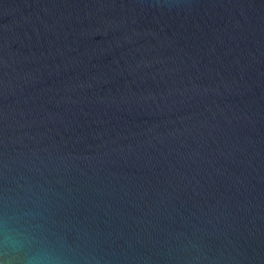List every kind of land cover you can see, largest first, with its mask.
Returning <instances> with one entry per match:
<instances>
[{"label": "water", "instance_id": "95a60500", "mask_svg": "<svg viewBox=\"0 0 264 264\" xmlns=\"http://www.w3.org/2000/svg\"><path fill=\"white\" fill-rule=\"evenodd\" d=\"M81 264H264V0H0V210Z\"/></svg>", "mask_w": 264, "mask_h": 264}, {"label": "clouds", "instance_id": "9594fccd", "mask_svg": "<svg viewBox=\"0 0 264 264\" xmlns=\"http://www.w3.org/2000/svg\"><path fill=\"white\" fill-rule=\"evenodd\" d=\"M37 201L6 203L0 210V264H81L82 253L41 227Z\"/></svg>", "mask_w": 264, "mask_h": 264}]
</instances>
